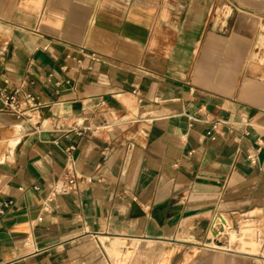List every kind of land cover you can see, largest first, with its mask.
Wrapping results in <instances>:
<instances>
[{
	"label": "crops",
	"instance_id": "obj_1",
	"mask_svg": "<svg viewBox=\"0 0 264 264\" xmlns=\"http://www.w3.org/2000/svg\"><path fill=\"white\" fill-rule=\"evenodd\" d=\"M8 199L0 264H264V0H0Z\"/></svg>",
	"mask_w": 264,
	"mask_h": 264
},
{
	"label": "built area",
	"instance_id": "obj_2",
	"mask_svg": "<svg viewBox=\"0 0 264 264\" xmlns=\"http://www.w3.org/2000/svg\"><path fill=\"white\" fill-rule=\"evenodd\" d=\"M134 93H137V90H134ZM2 100L4 104L17 116H24L27 109L37 108L39 106L44 105L41 102H36V98L32 94H26L25 101L23 102L24 107L21 105L20 101L16 98L15 95H9L4 92L1 93ZM251 162L254 164L256 163V159L252 158ZM67 182H65L60 187H55L51 195L56 194L59 192H68L74 189L76 186V176H68ZM38 188V187H36ZM14 204L12 199L8 200H1L0 201V218L6 213V211Z\"/></svg>",
	"mask_w": 264,
	"mask_h": 264
}]
</instances>
